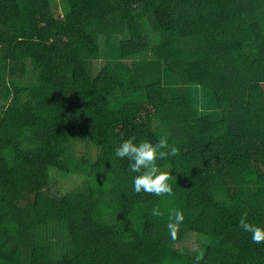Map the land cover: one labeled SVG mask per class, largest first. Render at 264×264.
Returning <instances> with one entry per match:
<instances>
[{
	"label": "trees",
	"instance_id": "obj_1",
	"mask_svg": "<svg viewBox=\"0 0 264 264\" xmlns=\"http://www.w3.org/2000/svg\"><path fill=\"white\" fill-rule=\"evenodd\" d=\"M261 11L264 0H0V264H195L181 249L195 235L200 264H264V243L238 224L246 211L264 228ZM109 36L115 60L103 59ZM153 57L174 91L135 71ZM133 136L179 148L157 161L173 196L134 192L138 173L114 154ZM73 175L79 185L54 188Z\"/></svg>",
	"mask_w": 264,
	"mask_h": 264
},
{
	"label": "clouds",
	"instance_id": "obj_2",
	"mask_svg": "<svg viewBox=\"0 0 264 264\" xmlns=\"http://www.w3.org/2000/svg\"><path fill=\"white\" fill-rule=\"evenodd\" d=\"M136 138L130 137L124 140L119 147L114 150L117 158L129 160V169L131 172L138 173L133 178L134 192H141L156 196H173L174 192L169 181L174 177L169 171H162L157 165L158 160H165L169 157H175L180 154V150L175 145H169L167 137H162L157 143L148 141L135 143ZM153 216H162L163 213L158 207L153 208ZM184 221V214L181 210L170 209L168 213L167 229L172 239H176L179 226ZM239 227L245 232L251 234L253 243H264V228L259 227L248 220V213H242L239 219ZM196 253L195 264H200L204 259V252L196 247L193 249Z\"/></svg>",
	"mask_w": 264,
	"mask_h": 264
},
{
	"label": "rangeland",
	"instance_id": "obj_3",
	"mask_svg": "<svg viewBox=\"0 0 264 264\" xmlns=\"http://www.w3.org/2000/svg\"><path fill=\"white\" fill-rule=\"evenodd\" d=\"M64 9V7H63ZM259 20L264 30V11H261L259 14ZM120 46V38L119 36H109L104 40V50H103V59L104 60H115L117 56L116 50ZM135 71L139 76H141L145 81L155 82L157 80H161L166 86L170 87L174 91V85L179 84L177 80L171 79L168 81L165 67L162 63H160L157 59L150 58L146 61H135ZM193 98L194 105L199 114H208L213 111L212 108V95L209 93L201 92L200 96L198 93L193 90L190 95ZM84 146V142H80L77 145L79 150V154L83 153L82 147ZM81 179L79 176L73 175L68 179H60L57 183L54 184L55 189H61L62 191H70L76 185H79ZM256 185V186H255ZM247 193L252 197H259V191L257 188V184L246 185ZM216 194L218 200H224V189L217 186ZM258 205L264 209V199H259L257 201ZM202 245V236L195 235L192 239L187 240L181 246L182 251L192 252L193 248L201 247Z\"/></svg>",
	"mask_w": 264,
	"mask_h": 264
}]
</instances>
